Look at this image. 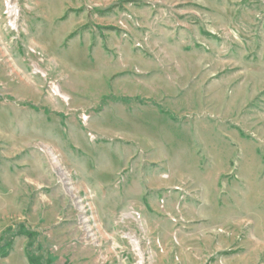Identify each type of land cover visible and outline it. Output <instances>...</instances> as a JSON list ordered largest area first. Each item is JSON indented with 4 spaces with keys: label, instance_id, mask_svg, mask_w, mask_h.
Wrapping results in <instances>:
<instances>
[{
    "label": "rangeland",
    "instance_id": "374dc122",
    "mask_svg": "<svg viewBox=\"0 0 264 264\" xmlns=\"http://www.w3.org/2000/svg\"><path fill=\"white\" fill-rule=\"evenodd\" d=\"M8 229L0 264H264V0H0Z\"/></svg>",
    "mask_w": 264,
    "mask_h": 264
},
{
    "label": "trees",
    "instance_id": "16d2710c",
    "mask_svg": "<svg viewBox=\"0 0 264 264\" xmlns=\"http://www.w3.org/2000/svg\"><path fill=\"white\" fill-rule=\"evenodd\" d=\"M109 11V10H108ZM110 12V11H109ZM107 13V12H106ZM15 234V232L12 231V229H8L4 236L2 237L0 241V260L7 258L10 255V252L12 250L13 246V239L11 240V236ZM20 234H15L14 237L21 235ZM10 237V238H9ZM32 237L34 236H29L30 238V243L26 248V253L28 260L30 264H54L56 261L53 256L50 255L49 251L45 250L41 245H39L38 242L35 240H32Z\"/></svg>",
    "mask_w": 264,
    "mask_h": 264
},
{
    "label": "bare ground",
    "instance_id": "6f19581e",
    "mask_svg": "<svg viewBox=\"0 0 264 264\" xmlns=\"http://www.w3.org/2000/svg\"><path fill=\"white\" fill-rule=\"evenodd\" d=\"M10 10H11L10 13L13 14L14 8L13 7H10Z\"/></svg>",
    "mask_w": 264,
    "mask_h": 264
}]
</instances>
